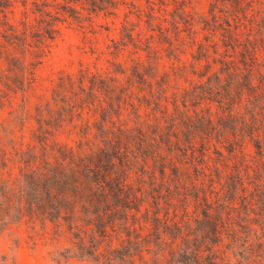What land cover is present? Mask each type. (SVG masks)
<instances>
[{"label": "trees", "instance_id": "trees-1", "mask_svg": "<svg viewBox=\"0 0 264 264\" xmlns=\"http://www.w3.org/2000/svg\"><path fill=\"white\" fill-rule=\"evenodd\" d=\"M171 28L205 63L180 68L191 86L170 90L139 64L81 71L59 83L56 109L39 108L38 145L15 150L13 179L0 146V235L23 224L31 239L51 234L57 262L264 264V0H211L208 15H173ZM79 124L76 151L58 138Z\"/></svg>", "mask_w": 264, "mask_h": 264}, {"label": "rangeland", "instance_id": "rangeland-1", "mask_svg": "<svg viewBox=\"0 0 264 264\" xmlns=\"http://www.w3.org/2000/svg\"><path fill=\"white\" fill-rule=\"evenodd\" d=\"M210 1L27 0L26 8L23 0H0V79L11 85L0 82V146L7 160V168L2 169L4 176L13 179L19 172V163L13 158L15 150L37 147L34 131L39 108L48 103L56 109L52 98L59 83L69 86L68 78L77 79L81 71L108 78L115 75V68L128 70L139 64L150 66L158 77L169 79L170 90L191 86L196 76L183 73L180 68L186 65L188 69H203L205 63L193 60L187 32L176 35L171 22L173 15H208ZM66 5L73 9L70 11L76 18L67 12ZM44 9L53 16H45ZM46 18L54 28L52 38L46 32ZM180 25L183 29V23ZM161 34L171 38L174 49L169 48ZM116 42L121 48L118 54ZM170 53H177L181 61ZM12 63L16 68H10ZM20 63L28 73L24 86L18 77ZM202 108L207 106L203 104ZM215 112L214 106L213 117ZM80 126L69 138L59 136L58 140L79 151ZM245 151L252 154V146L248 145ZM29 234L23 224L0 235V264H93L78 258L54 261L51 234H37L35 239Z\"/></svg>", "mask_w": 264, "mask_h": 264}]
</instances>
